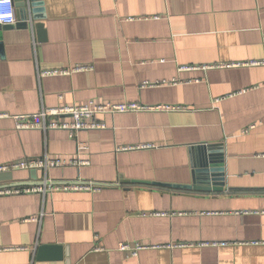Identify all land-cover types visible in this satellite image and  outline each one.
<instances>
[{
    "label": "crops",
    "instance_id": "crops-1",
    "mask_svg": "<svg viewBox=\"0 0 264 264\" xmlns=\"http://www.w3.org/2000/svg\"><path fill=\"white\" fill-rule=\"evenodd\" d=\"M41 2L42 28L0 25V114L90 100L181 110L98 115L104 129L73 137L0 118V166L78 158L87 163L50 168L43 185H106L0 194V264H264V66H232L264 59V0ZM82 64L92 70L37 77ZM208 144L223 150V192L160 185L190 184L203 153L189 149ZM8 172L0 190L32 181L29 170ZM122 242L156 248L125 258Z\"/></svg>",
    "mask_w": 264,
    "mask_h": 264
},
{
    "label": "built area",
    "instance_id": "built-area-1",
    "mask_svg": "<svg viewBox=\"0 0 264 264\" xmlns=\"http://www.w3.org/2000/svg\"><path fill=\"white\" fill-rule=\"evenodd\" d=\"M132 20V19H128ZM16 23L15 9L13 7L12 0H0V25H14ZM261 37L264 40V31L261 32ZM264 66V59L261 61H251L243 64H232V66ZM198 67L183 66L179 67V72L197 70ZM201 69H205L202 67ZM92 66L90 65H77L70 70L67 69H46L37 70V77H48L57 75H68L74 72L91 71ZM179 80L172 79L171 81L162 82H144L141 87H156L160 85H176ZM199 82L200 80H194ZM242 89L235 93L229 94L221 99L232 97L234 95H240L244 93ZM180 107L159 105V106H146L136 102H124V103H97L94 100H90L83 105H71V106H58L54 108L42 107L38 112L33 114H19V115H7L5 113L0 114V118H11L14 122V129L16 131L23 130H40L47 132L50 130H63L67 131L71 137L75 136L80 130L88 129H104L105 125L95 120L98 115H114L117 113H128V112H148V111H179ZM64 117H70V121H66ZM152 144L145 145L142 148H153ZM80 150V148L78 147ZM84 160L78 158L71 159H51L46 154L41 159L23 158L17 161L6 163L0 166V172L5 171H17V170H30L36 168H43L45 172L50 168H62L66 166H79L86 164ZM101 188V185L95 183H61L59 185H52L47 183L43 186H17L8 189L0 190L1 195H21L31 193H45L47 189L50 191H97ZM212 243L211 245H213ZM156 247L151 245H145L139 242L129 243L122 242L117 246V251L122 253L125 258H133L138 255L142 250L154 249Z\"/></svg>",
    "mask_w": 264,
    "mask_h": 264
},
{
    "label": "water",
    "instance_id": "water-1",
    "mask_svg": "<svg viewBox=\"0 0 264 264\" xmlns=\"http://www.w3.org/2000/svg\"><path fill=\"white\" fill-rule=\"evenodd\" d=\"M42 0H12L15 9V18L17 26L23 29H39L42 25L34 24V20L43 19ZM41 17H40V14ZM190 153H203L199 158L191 160L192 181L188 185L160 184L161 186L181 189L185 191H199L203 193H220L225 187V174L223 162V150L218 144L193 145L190 147ZM46 172L43 168L29 170V178L32 181L26 182L25 186H42ZM12 181V173L1 172L0 182ZM133 183L132 181L122 180L120 183ZM137 182V181H134ZM20 184L21 183H15ZM155 184L156 183H147ZM158 185V184H157ZM19 186V185H17ZM106 185H101V187ZM43 247L39 248V253Z\"/></svg>",
    "mask_w": 264,
    "mask_h": 264
}]
</instances>
